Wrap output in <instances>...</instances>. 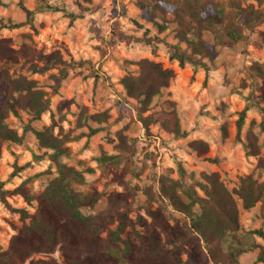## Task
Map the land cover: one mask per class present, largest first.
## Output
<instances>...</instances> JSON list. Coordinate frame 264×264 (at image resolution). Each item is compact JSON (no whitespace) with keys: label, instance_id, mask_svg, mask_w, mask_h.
<instances>
[{"label":"rangeland","instance_id":"1","mask_svg":"<svg viewBox=\"0 0 264 264\" xmlns=\"http://www.w3.org/2000/svg\"><path fill=\"white\" fill-rule=\"evenodd\" d=\"M41 2L60 10L37 12L32 27L26 23V9L35 10ZM250 4L264 11V3L242 2L243 6ZM9 21L26 24L14 29L2 26ZM164 24L165 30L160 31L146 18L138 0H0V39H11V47L15 49L33 41L43 53L60 51L72 63L57 90L52 75L59 69L34 73L30 68L32 62L26 63L24 59L10 68L15 78L25 76L37 81V87L49 94L51 107L38 117L21 108L9 114L6 123L22 136V141L0 139V182L6 189L12 190L29 179L31 193L37 196L59 175L50 157L54 151L40 146L35 133L29 129L43 130L54 124L55 135L61 127L64 133L82 135L78 141L65 144V152L58 155V161L82 174V179L76 178L73 182L76 190L87 196L98 194L93 206L82 207L83 214L104 213L112 194L126 192L121 180L132 188L130 217L135 226L120 236L134 243H139L137 232L148 234L154 228L149 208L162 206L173 224L186 227L189 222L161 196L163 178L178 182V192L186 202L189 199L185 197V190L189 188H194L198 196H205L199 185L205 182L204 174L218 173L220 181L231 191L238 189L241 179L248 175L264 183V116L256 108L257 104L264 107V23L245 31L249 37L246 42L217 46L218 54L209 62L208 70L191 64L181 66L171 59L167 43H178L175 15L169 13ZM145 34L160 41L147 44L137 40ZM204 39L214 42L213 34L208 31L204 32ZM181 45L186 47L185 42ZM142 59L160 63L175 73L170 85L153 98L145 115L175 110L185 136L176 137L159 123L152 124L148 132L145 130L138 116L140 103L127 96L122 84L126 75L140 73L137 62ZM255 63L263 67V74L251 68ZM62 102L68 104L60 111ZM244 109L245 124L239 134L237 123ZM82 112L87 116L107 112L109 117L101 123L88 118L87 124L79 127L77 119ZM90 128L100 130L89 136ZM119 133L126 138L128 151L118 148ZM196 140L208 144L206 152H198L191 146ZM252 141L254 153L249 154ZM34 154L43 158L35 161ZM103 154L118 155V158L101 161ZM235 198L240 221L237 233L264 231V197L249 209L237 195ZM7 200L13 208L25 209L31 215L38 208L37 201L27 202L21 195H9ZM194 209L199 211L200 203ZM30 221L31 218L23 220L20 213L10 210L0 196V251L6 250L12 236ZM109 227L116 229L117 221ZM102 236L107 239L108 232ZM254 236L260 246L242 253L238 257L240 264H264L257 261L264 252V239ZM163 248L170 250L173 245L164 242ZM182 257L187 260L185 252ZM32 259L62 264L60 245L52 253H35Z\"/></svg>","mask_w":264,"mask_h":264},{"label":"trees","instance_id":"2","mask_svg":"<svg viewBox=\"0 0 264 264\" xmlns=\"http://www.w3.org/2000/svg\"><path fill=\"white\" fill-rule=\"evenodd\" d=\"M91 1V0H87ZM245 0H138L149 21L154 22L160 31L166 28V17L169 13L175 15L176 37L178 43L167 46L171 59L177 60L181 66L191 64L208 70L209 62H213L218 54L217 46H234L238 42L248 41L246 30H253L264 23V11L253 5L243 6ZM259 4L264 0H256ZM59 11L58 7L41 2L35 10L26 9L27 21L34 27L35 14L43 11ZM73 16V15H72ZM159 20L163 21L160 22ZM26 23H3V27L14 29ZM211 32L214 42L204 39V32ZM147 44L160 41L158 37H147L146 34L137 38ZM186 43V47L181 45ZM12 40L0 39V139L19 143L22 136L11 129L6 123L11 112L17 113V108L40 116L50 110L49 94L37 87V81L25 76L13 77L10 68L24 59L32 62L30 68L34 73H44L51 69H59L52 78L56 80L55 90L65 78L72 63L66 61L60 51L43 53L33 41L23 43L18 49L11 47ZM38 63L42 65L39 66ZM140 66L138 75H126L122 84L128 97L138 100L139 119L148 132L152 124L159 123L166 131L176 137H183L186 133L180 126V120L175 110L158 111L145 115L156 95L170 85L175 73L169 68H163L160 63L149 59L137 62ZM263 74V67L255 63L251 67ZM68 103H60L61 111ZM122 104V103H120ZM264 116V107H256ZM107 112L87 116L82 112L78 119L79 127L87 124L88 118L98 123L107 121ZM65 117H62L64 120ZM246 109L240 113L237 127L240 134L245 124ZM55 123V122H54ZM264 126V124H262ZM52 125L43 130L29 128L39 140L40 146L52 149L50 155L57 166L58 176L54 178L43 192L33 195L29 186V179H25L14 189H6L0 182V196L4 204L12 211L21 214L25 222L22 229L12 236L6 250L0 251V264H60L54 260H36L32 256L38 252H55L60 245L63 256L62 264H240L238 257L250 248L260 246L254 234L264 239L262 229L240 235L239 209L235 195L242 199L246 209L252 208L264 197V183H260L251 175L243 177L238 189L229 190L220 181L218 173L204 174V183H199L205 196H198L194 188L185 190L186 202L178 192V182L163 178L160 184L161 196L167 199L171 206L184 214L189 222L186 227L178 223H171L163 207L148 209L153 229L148 234L137 232L139 243L130 239H123L120 235L127 228L135 226L130 217L132 202V188L126 181L121 184L126 192L114 193L109 197L107 210L100 215H85L81 211L83 206H93L97 195L87 196L73 187L76 178H83L82 174L73 167L58 161V155L65 152V144L78 141L80 135H71V131L64 133L60 128L58 135L53 133ZM100 128H90L89 136L96 134ZM264 130V127H263ZM121 151H128L126 138L119 133ZM254 141L249 143V154H253ZM191 146L198 152L204 153L208 144L196 140ZM43 156L34 154L33 159L40 161ZM118 158L103 154L101 161ZM9 195H21L27 202H38L37 211L29 214L25 209H16L7 200ZM200 203V210L194 206ZM117 221L116 229L109 226ZM107 231L108 238L102 233ZM173 248H163V240ZM182 252L187 260L184 261ZM257 261L264 262L262 251Z\"/></svg>","mask_w":264,"mask_h":264}]
</instances>
